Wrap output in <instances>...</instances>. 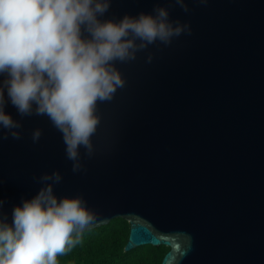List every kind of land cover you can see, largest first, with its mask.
<instances>
[{"label":"water","instance_id":"1","mask_svg":"<svg viewBox=\"0 0 264 264\" xmlns=\"http://www.w3.org/2000/svg\"><path fill=\"white\" fill-rule=\"evenodd\" d=\"M185 3L187 12L174 0H111L101 19L160 4L191 33L116 64L125 86L98 104L96 151L89 158L81 149L82 171H72L46 116L6 105L22 125L19 139L0 130V214L9 222L38 177L57 170L54 193L83 197L97 216L85 230L129 223L125 252L163 245L168 264L186 241L174 264H264V0Z\"/></svg>","mask_w":264,"mask_h":264},{"label":"clouds","instance_id":"2","mask_svg":"<svg viewBox=\"0 0 264 264\" xmlns=\"http://www.w3.org/2000/svg\"><path fill=\"white\" fill-rule=\"evenodd\" d=\"M185 12V0H174ZM206 4L207 0H200ZM111 0H0V130L2 138H20V117L46 116L60 133L73 172L82 171L84 155L96 151L93 136L100 123L98 104L111 101L125 80L117 63L133 61L151 45L168 46L187 21L172 19L167 7L101 19ZM151 62L152 53L146 56ZM41 130H32L33 142ZM40 187L21 197L11 221L0 214V264H58L97 216L83 197L60 196L53 185L57 170L38 177ZM4 200L0 199V208ZM102 222V221H101ZM186 253V252H185ZM184 253V255H185ZM182 257V256H180Z\"/></svg>","mask_w":264,"mask_h":264},{"label":"trees","instance_id":"3","mask_svg":"<svg viewBox=\"0 0 264 264\" xmlns=\"http://www.w3.org/2000/svg\"><path fill=\"white\" fill-rule=\"evenodd\" d=\"M129 234V223L113 218L107 224L84 230L79 243L64 255L58 264H160L168 247L141 245L123 251Z\"/></svg>","mask_w":264,"mask_h":264},{"label":"snow or ice","instance_id":"4","mask_svg":"<svg viewBox=\"0 0 264 264\" xmlns=\"http://www.w3.org/2000/svg\"><path fill=\"white\" fill-rule=\"evenodd\" d=\"M188 250L187 242H183L179 245H174V252L168 258V264H174L177 257L184 256V253Z\"/></svg>","mask_w":264,"mask_h":264}]
</instances>
